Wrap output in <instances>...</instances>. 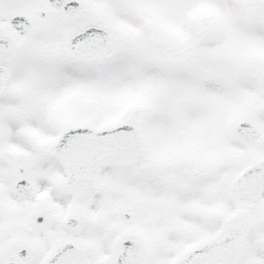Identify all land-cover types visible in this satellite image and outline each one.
I'll return each instance as SVG.
<instances>
[{
	"label": "snow or ice",
	"instance_id": "obj_1",
	"mask_svg": "<svg viewBox=\"0 0 264 264\" xmlns=\"http://www.w3.org/2000/svg\"><path fill=\"white\" fill-rule=\"evenodd\" d=\"M0 264H264V0H0Z\"/></svg>",
	"mask_w": 264,
	"mask_h": 264
}]
</instances>
